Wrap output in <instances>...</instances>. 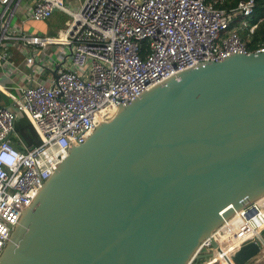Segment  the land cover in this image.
Returning a JSON list of instances; mask_svg holds the SVG:
<instances>
[{"label":"water","instance_id":"95a60500","mask_svg":"<svg viewBox=\"0 0 264 264\" xmlns=\"http://www.w3.org/2000/svg\"><path fill=\"white\" fill-rule=\"evenodd\" d=\"M263 196L258 51L178 72L70 144L0 264H189L214 229ZM259 250L244 244L233 260L250 264Z\"/></svg>","mask_w":264,"mask_h":264},{"label":"built area","instance_id":"2783aa9c","mask_svg":"<svg viewBox=\"0 0 264 264\" xmlns=\"http://www.w3.org/2000/svg\"><path fill=\"white\" fill-rule=\"evenodd\" d=\"M255 6V0H238L229 9L209 0H83L73 12L63 0H0V74L27 80L6 88L8 103L0 101V254L70 144L84 142L119 104L195 64L251 53L245 38L257 28L258 21H250ZM56 11L71 16L58 37L23 30ZM53 45L57 49L49 51ZM40 70L50 74L47 81H34ZM21 118L36 133V144L15 131ZM263 217L264 196L214 229L189 264L202 254L209 255L202 264H237L234 254L250 242H259L257 260L264 261Z\"/></svg>","mask_w":264,"mask_h":264},{"label":"trees","instance_id":"16d2710c","mask_svg":"<svg viewBox=\"0 0 264 264\" xmlns=\"http://www.w3.org/2000/svg\"><path fill=\"white\" fill-rule=\"evenodd\" d=\"M215 1L218 8L229 9L233 7L238 0H209ZM255 12L250 17V21H258L254 33L245 38V42L250 52L264 48V0H255ZM244 37V35H242ZM0 96H3L0 94ZM7 102V101H6ZM15 131L22 137L27 144H36L38 137L26 118H21L15 123Z\"/></svg>","mask_w":264,"mask_h":264},{"label":"crops","instance_id":"0c3cea01","mask_svg":"<svg viewBox=\"0 0 264 264\" xmlns=\"http://www.w3.org/2000/svg\"><path fill=\"white\" fill-rule=\"evenodd\" d=\"M83 1V0H82ZM82 1L80 2V5H79V7L78 8H76V10H72V9H70L71 11H73V12H76L79 8H80V6H81V4H82ZM63 4L66 6V1L65 0H63ZM67 7V6H66ZM63 13V12H62ZM20 17V16H19ZM20 19V18H19ZM18 19V20H19ZM46 21V20H45ZM41 22H43V21H41ZM41 22H37V23H39V24H37V25H39L42 29H37L36 31H34V32H38V33H44V32H46L47 31V27L45 26V25H42L41 24ZM29 22H27V24H28ZM27 24L24 26V28H23V30L24 31H26L25 30V28L28 30H30V28H27L26 26H27ZM66 29V28H65ZM64 29V30H65ZM64 30L63 31H61V32H59V35L60 34H62L63 32H64ZM33 32V31H32ZM58 35V36H59ZM52 37H54V36H52ZM14 61H15V63H17L20 67L22 66V62H21V60H22V58H21V56L18 54V52L16 51V50H14L13 51V58H12ZM1 69H2V66H0V72H1ZM3 70V69H2ZM34 75V81L36 80V81H47L48 79H49V77L48 76H50V74H43V71L42 70H40L39 71V73L38 74H33ZM16 85H21V86H23V85H27V80H26V78L23 76V75H21V74H14V75H11L10 77H7L5 74H0V94H2L3 96H0V101L1 102H3L4 104H6V103H8V98H7V96L5 95V89L6 88H13L14 86H16ZM7 92H8V90H6ZM10 93H13V94H16V92L14 91V90H12V89H10V91H9ZM7 101V102H6ZM261 236H262V238L264 239V230L261 232ZM259 252H260V250H259ZM259 252H258V254L256 255V257L255 258H253L252 260H250V264H264V261L263 260H257L258 258H259ZM195 264H196V262H195ZM197 264H200V262L199 263H197ZM205 264V263H204Z\"/></svg>","mask_w":264,"mask_h":264},{"label":"rangeland","instance_id":"374dc122","mask_svg":"<svg viewBox=\"0 0 264 264\" xmlns=\"http://www.w3.org/2000/svg\"><path fill=\"white\" fill-rule=\"evenodd\" d=\"M66 1V6L72 10H76V8L79 7L80 2L82 0H65ZM71 21V16L66 14V13H62L59 11L54 12L51 17H49L46 21L41 22L42 25H45L47 27V31L44 33H39L40 35H48L49 37H58L59 32L63 31L68 23ZM39 23L35 22V21H30L27 24V28H30V30L26 29L25 30L29 33H38V32H34L37 29H42L39 25H37ZM33 31V32H32ZM57 47L55 45L51 46V49L49 51H53L56 50Z\"/></svg>","mask_w":264,"mask_h":264},{"label":"bare ground","instance_id":"6f19581e","mask_svg":"<svg viewBox=\"0 0 264 264\" xmlns=\"http://www.w3.org/2000/svg\"><path fill=\"white\" fill-rule=\"evenodd\" d=\"M263 220H264V217H263ZM228 240V238L224 241V243H228L229 241H227Z\"/></svg>","mask_w":264,"mask_h":264}]
</instances>
